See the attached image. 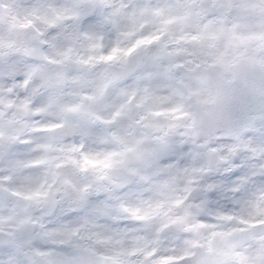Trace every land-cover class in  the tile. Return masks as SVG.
Returning <instances> with one entry per match:
<instances>
[{"label": "clouds", "instance_id": "clouds-1", "mask_svg": "<svg viewBox=\"0 0 264 264\" xmlns=\"http://www.w3.org/2000/svg\"><path fill=\"white\" fill-rule=\"evenodd\" d=\"M0 264H264V0H0Z\"/></svg>", "mask_w": 264, "mask_h": 264}]
</instances>
